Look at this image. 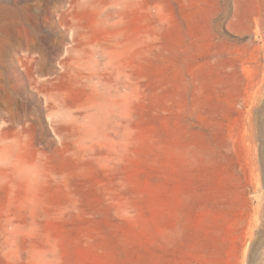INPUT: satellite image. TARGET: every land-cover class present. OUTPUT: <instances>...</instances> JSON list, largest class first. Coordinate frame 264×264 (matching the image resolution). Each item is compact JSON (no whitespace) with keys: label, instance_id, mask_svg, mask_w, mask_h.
<instances>
[{"label":"rangeland","instance_id":"374dc122","mask_svg":"<svg viewBox=\"0 0 264 264\" xmlns=\"http://www.w3.org/2000/svg\"><path fill=\"white\" fill-rule=\"evenodd\" d=\"M0 264H264V0H0Z\"/></svg>","mask_w":264,"mask_h":264},{"label":"bare ground","instance_id":"6f19581e","mask_svg":"<svg viewBox=\"0 0 264 264\" xmlns=\"http://www.w3.org/2000/svg\"><path fill=\"white\" fill-rule=\"evenodd\" d=\"M78 58V57H77ZM16 136V135H15ZM17 141V140H16Z\"/></svg>","mask_w":264,"mask_h":264}]
</instances>
